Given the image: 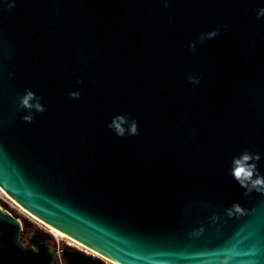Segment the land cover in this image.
Returning <instances> with one entry per match:
<instances>
[{
	"label": "water",
	"instance_id": "95a60500",
	"mask_svg": "<svg viewBox=\"0 0 264 264\" xmlns=\"http://www.w3.org/2000/svg\"><path fill=\"white\" fill-rule=\"evenodd\" d=\"M260 5L0 4V190L99 256L64 248L65 264H264V193L243 195L227 171L246 149L264 174ZM25 89L45 106L31 122L17 109ZM123 113L137 135L106 127ZM233 202L242 212L229 217ZM22 229L0 207V264H53L58 250L42 235L23 245Z\"/></svg>",
	"mask_w": 264,
	"mask_h": 264
},
{
	"label": "clouds",
	"instance_id": "9594fccd",
	"mask_svg": "<svg viewBox=\"0 0 264 264\" xmlns=\"http://www.w3.org/2000/svg\"><path fill=\"white\" fill-rule=\"evenodd\" d=\"M14 3L15 0H0V4H6L7 8L13 7ZM162 3L164 8H168L169 0H162ZM255 12L257 18H264V0H261V5L256 8ZM224 27L227 29L228 25L225 24ZM218 34L220 32L216 29L200 33L196 41L189 42V49L195 51L197 41H209ZM9 76H11V73H9ZM187 79L193 85L200 83V79L197 76H189ZM76 83L79 84L80 80L77 79ZM68 95L73 99H79L80 92L79 90H73ZM17 109L24 110V114L21 117L22 120L31 122L34 113L44 112L45 106L41 103L40 96H37L29 89H25L18 99ZM106 127L118 137L135 136L138 134L136 119L130 117L127 113L112 116L110 121L107 122ZM260 159L259 153H252L245 149L239 155L233 156L230 161L227 169L228 174L244 190L243 195H248L251 192L264 193V174L258 168ZM223 211L225 215L231 217L234 213H241L242 208L238 202H233L231 206L224 208ZM218 219L219 217L216 214L209 217L212 223H215ZM199 231H203V226L200 227Z\"/></svg>",
	"mask_w": 264,
	"mask_h": 264
},
{
	"label": "rangeland",
	"instance_id": "374dc122",
	"mask_svg": "<svg viewBox=\"0 0 264 264\" xmlns=\"http://www.w3.org/2000/svg\"><path fill=\"white\" fill-rule=\"evenodd\" d=\"M1 192V191H0ZM4 194V193H3ZM0 193V207L3 209L9 211L11 214H13L15 217L19 218L22 223V233L21 235L26 240V245L28 244V240L34 236V235H42L45 238V241L48 246L51 248H74L83 251L84 253L90 255L87 253L85 249H82L78 246H76L74 243H72L69 239L62 238L60 236H56L49 232V229L46 228V225L42 222L38 221L34 217H32L30 214L24 213L20 211L11 201L8 199L6 195H3ZM86 251V252H85ZM92 256H96L95 254H91ZM90 255V256H91ZM97 257V256H96ZM106 264H112L110 262H107Z\"/></svg>",
	"mask_w": 264,
	"mask_h": 264
},
{
	"label": "bare ground",
	"instance_id": "6f19581e",
	"mask_svg": "<svg viewBox=\"0 0 264 264\" xmlns=\"http://www.w3.org/2000/svg\"><path fill=\"white\" fill-rule=\"evenodd\" d=\"M1 191V190H0ZM0 193H2L3 194V192L1 191ZM3 195H5V194H3ZM9 199V198H8ZM12 201V200H11ZM20 211H22V212H24V213H27L26 211H24L21 207H19L17 204H15L14 202H12ZM27 214H29V213H27ZM33 217V216H32ZM36 219V218H35ZM46 228H48L49 229V232L50 233H52V234H54V235H56V236H60V237H62V238H66V239H69L72 243H74L76 246H78V247H80V248H82V249H85L90 255L91 254H95V253H92L90 250H88L87 248H85L84 246H82L81 244H79V243H77V242H75V241H73V240H71L70 238H68V237H66V236H64L63 234H61V233H59L58 231H56V230H54V229H52L51 227H49V226H47L46 225ZM85 251V252H86ZM97 257H99L97 254H95ZM111 263V262H110ZM112 264H114V263H112Z\"/></svg>",
	"mask_w": 264,
	"mask_h": 264
},
{
	"label": "built area",
	"instance_id": "2783aa9c",
	"mask_svg": "<svg viewBox=\"0 0 264 264\" xmlns=\"http://www.w3.org/2000/svg\"><path fill=\"white\" fill-rule=\"evenodd\" d=\"M62 249L63 248H57L58 252H57V256H56L53 264H65L62 257H61V250Z\"/></svg>",
	"mask_w": 264,
	"mask_h": 264
},
{
	"label": "trees",
	"instance_id": "16d2710c",
	"mask_svg": "<svg viewBox=\"0 0 264 264\" xmlns=\"http://www.w3.org/2000/svg\"><path fill=\"white\" fill-rule=\"evenodd\" d=\"M20 242L23 244V245H26V240L25 238L20 234Z\"/></svg>",
	"mask_w": 264,
	"mask_h": 264
}]
</instances>
